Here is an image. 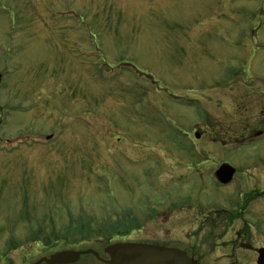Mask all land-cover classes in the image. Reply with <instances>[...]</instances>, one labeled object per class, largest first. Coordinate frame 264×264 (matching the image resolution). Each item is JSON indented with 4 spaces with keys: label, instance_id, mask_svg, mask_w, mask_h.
Masks as SVG:
<instances>
[{
    "label": "rangeland",
    "instance_id": "obj_1",
    "mask_svg": "<svg viewBox=\"0 0 264 264\" xmlns=\"http://www.w3.org/2000/svg\"><path fill=\"white\" fill-rule=\"evenodd\" d=\"M258 183L264 0H0V254L178 245L184 201L236 210ZM248 211L264 245V196Z\"/></svg>",
    "mask_w": 264,
    "mask_h": 264
},
{
    "label": "flooded vegetation",
    "instance_id": "obj_2",
    "mask_svg": "<svg viewBox=\"0 0 264 264\" xmlns=\"http://www.w3.org/2000/svg\"><path fill=\"white\" fill-rule=\"evenodd\" d=\"M259 135H261V133H259ZM237 173V170L234 169L232 179L230 183L226 185L218 184L212 174V178L214 180L213 186L215 187V189L229 187L232 183L237 182V176H239ZM255 175L257 174H247L244 179L247 178L246 180H251V178H253ZM240 177L242 178L243 175L240 174ZM261 186L262 185L258 183L257 185L250 187V191L248 192H251V194L253 195L250 198L242 195V193H240L241 190L236 191V200H239L240 204L236 210L234 203H232V201H229L228 204L218 205L221 207H218L217 209H214L213 206H211L212 209L210 210L206 209V204H198L197 206L202 208L203 211L198 210L196 207L194 215L187 214L192 210L194 206L193 204L187 206L184 201V203H182V205H180L179 207V213L183 217V221L181 223L183 224L184 228L191 229V233L186 232L185 237L182 239V241H180V244L178 245H169L167 243L159 242L150 244L177 249L180 252L184 253L190 260L194 261L196 264H238L239 258L242 259L244 256L242 254V251L253 252V255H255L253 264H257L258 251L260 249H264V245L258 247L254 246L255 239L257 238L259 233H251L248 221H252L251 219L254 220L256 217L252 218L248 216V208L253 203V201L256 200V198L264 196V188H261ZM235 203L237 202L235 201ZM169 210H172V208H169ZM169 212L172 213V211ZM172 215L168 216L167 219L173 217ZM256 220L254 222H258L259 219L257 218ZM237 222H239L241 225L237 229H234L233 225ZM192 223H194V225H192ZM193 227L195 228L193 229ZM203 231V237L197 238L193 236V233L200 234ZM227 235L229 236V239L227 241H224L223 238ZM41 239L43 240L42 237H39V239L36 238L34 241L35 244H28L27 248L22 249L20 247H16L13 249L1 250L3 253L0 254V264H4V262H6V264H48L47 261H50L57 253L70 254V252H84L87 250H91L97 255H94L93 253H81L76 261L68 262L70 258L66 257L62 260L61 264H108L107 262L109 261V258L104 253V249L106 247L101 250L92 248L75 249L73 247V242L61 247L56 246L57 242L54 243V246L50 245L51 243H48L44 245V248L46 249L44 253H41L40 255H38L39 257L36 258L37 256L34 255V252L30 254L28 252L32 250V245H34L35 248H39V246L43 243ZM49 239L50 238H48L47 240ZM220 248L226 249L227 253L223 254L221 257H218V255L215 254V250Z\"/></svg>",
    "mask_w": 264,
    "mask_h": 264
},
{
    "label": "water",
    "instance_id": "obj_3",
    "mask_svg": "<svg viewBox=\"0 0 264 264\" xmlns=\"http://www.w3.org/2000/svg\"><path fill=\"white\" fill-rule=\"evenodd\" d=\"M195 138L199 136L194 134ZM234 169L227 164H222L215 171V179L221 184H228L232 179ZM93 253L91 250L84 252L57 253L48 264H61L66 257L68 262L76 261L80 254ZM108 256V264H196L184 253L177 249L166 248L147 243H115L104 249ZM257 264H264V249L258 251Z\"/></svg>",
    "mask_w": 264,
    "mask_h": 264
}]
</instances>
